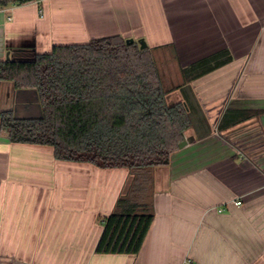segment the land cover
Returning <instances> with one entry per match:
<instances>
[{"label":"crops","instance_id":"crops-1","mask_svg":"<svg viewBox=\"0 0 264 264\" xmlns=\"http://www.w3.org/2000/svg\"><path fill=\"white\" fill-rule=\"evenodd\" d=\"M114 36L164 52L176 69L172 78L161 73L167 88L183 84L182 69L228 51L229 63L190 85L207 123L197 120L188 145L151 172L155 218L139 254L113 255L96 248L130 172L12 143L0 120V264H264V0H43L0 9V62ZM227 111L260 114L220 130ZM3 112L39 117L36 93L0 81Z\"/></svg>","mask_w":264,"mask_h":264},{"label":"trees","instance_id":"trees-1","mask_svg":"<svg viewBox=\"0 0 264 264\" xmlns=\"http://www.w3.org/2000/svg\"><path fill=\"white\" fill-rule=\"evenodd\" d=\"M43 0H0V9ZM152 50L120 37L56 45L30 61L0 62V81L34 91L40 116L0 113L12 143L49 146L56 160L127 169L131 180L105 219L97 254L137 255L154 221L155 169L168 167L185 133L207 123L191 82L232 58L218 53L182 69L183 84L167 88ZM182 100H173L175 92ZM259 111H227L219 125L230 128Z\"/></svg>","mask_w":264,"mask_h":264},{"label":"rangeland","instance_id":"rangeland-1","mask_svg":"<svg viewBox=\"0 0 264 264\" xmlns=\"http://www.w3.org/2000/svg\"><path fill=\"white\" fill-rule=\"evenodd\" d=\"M135 43H137V45L139 46L138 40H135ZM152 50H154V49H152ZM159 52L160 51H158L156 49L155 52L153 53L154 57L156 58L159 69H160L161 73H165L169 77L172 78L174 76L175 70H176L175 67L173 66V61L171 59H169L168 56L164 52H160V53ZM172 99L178 100V98L174 97V95H173Z\"/></svg>","mask_w":264,"mask_h":264},{"label":"water","instance_id":"water-1","mask_svg":"<svg viewBox=\"0 0 264 264\" xmlns=\"http://www.w3.org/2000/svg\"><path fill=\"white\" fill-rule=\"evenodd\" d=\"M135 42V40L134 39H127V43H134ZM138 44L140 45V47H141V49H145V48H147V43L145 42V40L144 39H141V40H138ZM7 60H10V57H9V55L7 56ZM188 145V141L186 140V139H184L181 143H180V145H179V149H183V148H185L186 146Z\"/></svg>","mask_w":264,"mask_h":264},{"label":"built area","instance_id":"built-area-1","mask_svg":"<svg viewBox=\"0 0 264 264\" xmlns=\"http://www.w3.org/2000/svg\"><path fill=\"white\" fill-rule=\"evenodd\" d=\"M12 20V18L11 17H9L8 18V21H11ZM234 206H240V202H238V201H233V202H231ZM219 213H222V212H224L225 211V209L224 208H219L218 210H217Z\"/></svg>","mask_w":264,"mask_h":264}]
</instances>
